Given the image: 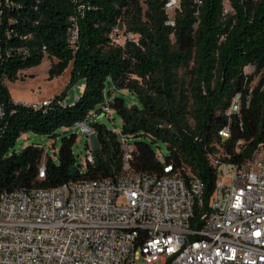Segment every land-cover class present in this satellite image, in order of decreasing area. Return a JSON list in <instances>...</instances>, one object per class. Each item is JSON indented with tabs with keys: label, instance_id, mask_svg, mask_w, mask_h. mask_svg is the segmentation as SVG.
Listing matches in <instances>:
<instances>
[{
	"label": "trees",
	"instance_id": "1",
	"mask_svg": "<svg viewBox=\"0 0 264 264\" xmlns=\"http://www.w3.org/2000/svg\"><path fill=\"white\" fill-rule=\"evenodd\" d=\"M223 3L203 0L196 16L194 1L182 0L176 27H170L163 0H88L72 46L70 0H0V102L6 111L0 121V189L116 178L127 173L125 137L132 146L130 172L161 173L170 164L180 176L195 174L205 183L207 205L217 180L208 154L243 161L264 143V0H230L235 13L227 16ZM123 26L139 36L138 44L126 41L122 32L111 37ZM46 56L57 59L50 78L72 65L70 85L84 86L76 91L79 98L70 102L63 93L37 109L16 103L6 81H17L19 72L39 66ZM247 66L254 67L250 75L244 73ZM182 69L190 83L179 74ZM250 87L249 106L241 120L234 119L231 137L222 139L219 131L228 123L225 111L232 97ZM106 104L110 113L102 111ZM113 112L122 119L121 131L91 123L99 148L93 164H80L73 127ZM61 129L56 159L47 154L46 178L40 180L44 146L12 149L24 133L58 138ZM158 142L169 150L164 161Z\"/></svg>",
	"mask_w": 264,
	"mask_h": 264
},
{
	"label": "built area",
	"instance_id": "2",
	"mask_svg": "<svg viewBox=\"0 0 264 264\" xmlns=\"http://www.w3.org/2000/svg\"><path fill=\"white\" fill-rule=\"evenodd\" d=\"M70 1L74 13L68 34L75 46L88 0ZM163 1L165 24L176 27L182 0ZM193 1L197 16L203 0ZM234 13L230 0H224L223 16ZM123 27L125 40L138 44L139 36ZM119 33L117 27L111 37ZM253 71L252 66L244 69L246 75ZM252 90L232 97L225 111L228 123L219 131L222 139L231 137L232 123L241 120ZM78 98L76 93L74 100ZM50 100L16 103L37 109ZM102 111L110 113V106L103 105ZM5 115L0 102V121ZM73 128L97 139L87 121ZM122 142L127 173L116 178L0 189V264H264V143L243 161L208 154L217 180L206 205L205 183L195 174L180 176L170 164L161 173L130 172L132 146L125 137ZM44 150L40 180L47 172ZM94 151L87 150L85 164L95 162Z\"/></svg>",
	"mask_w": 264,
	"mask_h": 264
},
{
	"label": "rangeland",
	"instance_id": "3",
	"mask_svg": "<svg viewBox=\"0 0 264 264\" xmlns=\"http://www.w3.org/2000/svg\"><path fill=\"white\" fill-rule=\"evenodd\" d=\"M174 16V12L170 13ZM122 32V31H121ZM57 63V59L45 57L43 62L37 66L32 67L27 70H23L19 72V79L17 81H6V84L9 87L11 96L15 102H30V103H42L43 101H47L53 99L56 95H60L65 93L66 98L73 102L75 98L76 91L80 93V85L78 89L75 91L74 86L70 85V78L72 73V65L58 76L50 78V70ZM247 71H252L251 68H247ZM181 76H184L186 82H191V78L187 74L185 69L179 71ZM259 81V77L255 78L254 85ZM78 84H80L78 82ZM127 100L133 102L135 99L131 94L127 95ZM191 124H193V120H189ZM91 123H101L105 124L109 129L117 132L121 131L122 128V119L121 117L113 112L110 116H102L99 118L93 117L89 124ZM65 129H61L58 131L59 137L42 136L37 135L32 132H27L22 134V136L17 140L12 151L20 152L22 149L27 146L40 144L48 149L49 156H52L56 159L55 151L59 150L61 146L62 136L64 135ZM73 131H68L66 135H71ZM56 141L55 147L54 142ZM98 139H91L86 134H79L78 143L75 147V154L78 157V161L80 164L86 163V152L87 148L92 150H96L99 146L96 144ZM156 150L159 153L160 159L162 161L165 160V156L169 154L168 147L163 142H158L155 145ZM47 160V156L45 158Z\"/></svg>",
	"mask_w": 264,
	"mask_h": 264
},
{
	"label": "water",
	"instance_id": "4",
	"mask_svg": "<svg viewBox=\"0 0 264 264\" xmlns=\"http://www.w3.org/2000/svg\"><path fill=\"white\" fill-rule=\"evenodd\" d=\"M96 144L99 146V143H98V141L96 142Z\"/></svg>",
	"mask_w": 264,
	"mask_h": 264
}]
</instances>
